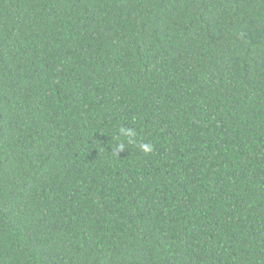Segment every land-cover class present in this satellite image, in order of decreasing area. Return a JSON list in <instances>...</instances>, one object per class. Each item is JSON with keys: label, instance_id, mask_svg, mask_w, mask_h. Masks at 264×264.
Wrapping results in <instances>:
<instances>
[{"label": "trees", "instance_id": "16d2710c", "mask_svg": "<svg viewBox=\"0 0 264 264\" xmlns=\"http://www.w3.org/2000/svg\"><path fill=\"white\" fill-rule=\"evenodd\" d=\"M0 264H264V0H0Z\"/></svg>", "mask_w": 264, "mask_h": 264}, {"label": "clouds", "instance_id": "9594fccd", "mask_svg": "<svg viewBox=\"0 0 264 264\" xmlns=\"http://www.w3.org/2000/svg\"><path fill=\"white\" fill-rule=\"evenodd\" d=\"M118 136L123 137L124 140L117 139V142L113 145V151L117 155L118 152L124 151L127 144H135L137 132L131 127H120L118 129ZM126 142V143H125ZM140 150L145 153H151L153 151V145L151 143L140 142Z\"/></svg>", "mask_w": 264, "mask_h": 264}]
</instances>
